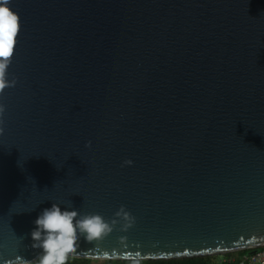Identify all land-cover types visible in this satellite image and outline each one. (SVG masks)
I'll use <instances>...</instances> for the list:
<instances>
[{
    "label": "water",
    "instance_id": "water-1",
    "mask_svg": "<svg viewBox=\"0 0 264 264\" xmlns=\"http://www.w3.org/2000/svg\"><path fill=\"white\" fill-rule=\"evenodd\" d=\"M11 7L21 31L17 83L0 96V264L36 258L34 221L53 202L108 220L124 205L136 218L82 239L76 257L264 246V0Z\"/></svg>",
    "mask_w": 264,
    "mask_h": 264
},
{
    "label": "clouds",
    "instance_id": "clouds-1",
    "mask_svg": "<svg viewBox=\"0 0 264 264\" xmlns=\"http://www.w3.org/2000/svg\"><path fill=\"white\" fill-rule=\"evenodd\" d=\"M20 31L21 18L11 7V0H0V96L17 83L15 78L9 79V69L14 60ZM5 112L6 106L0 103V136L5 131ZM124 164L132 165L133 161L126 160ZM135 223L136 218L124 205L108 220L99 213L81 214L78 210L62 209L60 203L53 202L51 207L44 208L38 215L31 231V247L41 251L34 260L22 262L68 264L70 257L77 254L82 239L93 244L112 233L117 225H122L121 230L127 231Z\"/></svg>",
    "mask_w": 264,
    "mask_h": 264
},
{
    "label": "trees",
    "instance_id": "trees-1",
    "mask_svg": "<svg viewBox=\"0 0 264 264\" xmlns=\"http://www.w3.org/2000/svg\"><path fill=\"white\" fill-rule=\"evenodd\" d=\"M238 253V255H245L248 253V250H242ZM232 254L233 253H228L227 255L230 257ZM214 258L215 257L209 255L173 259H105L100 262L99 259L72 256L68 264H220V261L217 262ZM234 264H236V262H234Z\"/></svg>",
    "mask_w": 264,
    "mask_h": 264
},
{
    "label": "built area",
    "instance_id": "built-area-1",
    "mask_svg": "<svg viewBox=\"0 0 264 264\" xmlns=\"http://www.w3.org/2000/svg\"><path fill=\"white\" fill-rule=\"evenodd\" d=\"M264 264V246L259 247L256 253H246L245 255L226 257L220 264Z\"/></svg>",
    "mask_w": 264,
    "mask_h": 264
},
{
    "label": "rangeland",
    "instance_id": "rangeland-1",
    "mask_svg": "<svg viewBox=\"0 0 264 264\" xmlns=\"http://www.w3.org/2000/svg\"><path fill=\"white\" fill-rule=\"evenodd\" d=\"M240 251H242V250H240ZM239 251H234V252H231V253H233L231 256H233V257H235V256H238V253ZM228 254V253H227ZM227 254H220V255H210V256H213V257H215L214 259L218 262V261H224V259H226V257H228L229 255H227ZM95 259V258H94ZM100 260V262L102 261V260H105V259H99Z\"/></svg>",
    "mask_w": 264,
    "mask_h": 264
}]
</instances>
